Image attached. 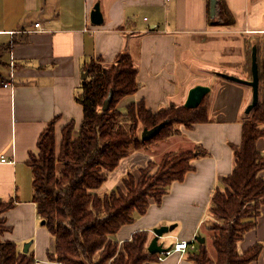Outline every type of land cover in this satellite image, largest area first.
Returning a JSON list of instances; mask_svg holds the SVG:
<instances>
[{
	"label": "crops",
	"instance_id": "0c3cea01",
	"mask_svg": "<svg viewBox=\"0 0 264 264\" xmlns=\"http://www.w3.org/2000/svg\"><path fill=\"white\" fill-rule=\"evenodd\" d=\"M96 7L100 24L91 20ZM223 9L234 17L233 24H225ZM250 41L261 45L264 57V0H218L215 17L211 0H0V201L15 203L2 215L9 230L1 239L15 242L20 251L29 242L32 251L38 242L37 264H46L41 239L48 233L34 202L30 161L39 155V139L53 121L58 147L64 126L71 121L80 126L84 112L77 97L85 67L97 59L111 66L128 54L139 88L119 103L121 109L140 102L153 112L185 106L192 88L210 87L209 120L192 128L182 125L181 134L170 138L186 145L179 152L200 147L207 154L192 160L194 169L172 184L161 204L153 202L114 239L122 244L148 231L149 246L154 228L176 225L160 243L172 247L175 240L193 241L203 230L213 194L236 167L234 148L242 143L253 89L220 74L252 80L244 70ZM258 148L264 154V137ZM142 150L122 159L99 192L123 186L131 162L146 167L155 161ZM247 238L264 243V217ZM192 254L190 249L173 252L152 264H195Z\"/></svg>",
	"mask_w": 264,
	"mask_h": 264
},
{
	"label": "trees",
	"instance_id": "16d2710c",
	"mask_svg": "<svg viewBox=\"0 0 264 264\" xmlns=\"http://www.w3.org/2000/svg\"><path fill=\"white\" fill-rule=\"evenodd\" d=\"M225 24H233L225 9ZM257 48L260 99L243 123L242 143L234 148L236 167L223 179L212 197L210 215L204 221L213 240L216 258L209 255L207 243L198 245L190 256L195 264H250L258 261L263 245L257 244L240 253L239 243L246 233L255 229L264 205V154L258 141L264 137V57L261 45L250 41L249 62L244 70L252 75V53ZM77 101L83 106V120L77 128L71 121L62 129L57 146L55 121L41 135L39 155L33 157L34 202L45 225L54 234L56 246L49 259L56 264H152L159 254L148 249V231H138L124 243L115 241L120 229L147 213L150 205L161 204L174 182H182L192 171V160L207 152L195 150L169 153L161 162L150 161L139 169V175L129 172L123 186L100 193L121 160L132 152L147 148L161 137L181 134L180 126L192 128L209 120V94L198 108L171 106L157 112L143 102L132 103L125 110L118 107L127 96L137 92L138 70L128 54L118 56L106 66L101 59L85 67ZM224 73L220 74L222 76ZM223 78V77H222ZM113 98L108 110L104 103L110 93ZM168 123L152 139L143 141L140 125L149 130ZM15 205L0 201V264H36L33 251H20L17 244L2 240L9 230L2 215Z\"/></svg>",
	"mask_w": 264,
	"mask_h": 264
},
{
	"label": "water",
	"instance_id": "95a60500",
	"mask_svg": "<svg viewBox=\"0 0 264 264\" xmlns=\"http://www.w3.org/2000/svg\"><path fill=\"white\" fill-rule=\"evenodd\" d=\"M217 3L218 0H211V16L215 17L217 13ZM91 20L95 24H100L103 22V17L101 12L99 11V8L96 7L94 11L92 12L91 15ZM258 53H257V48L255 47L253 49L252 53V80L246 81L243 79H240L237 76L229 75V74H223L222 77L224 79L230 80V81H235V82H240V83H246L249 84L252 89H253V99L251 104L248 106L246 113L250 114L251 111L255 108V106L258 104L259 99H260V94H259V69H258ZM88 76V71H86L83 75V78L86 79ZM211 91L210 87L208 86H203V85H198L194 88L191 89L187 102L185 103V107L190 108V109H195L198 108L201 103L203 102L205 96L209 94ZM113 98V92L110 93L108 99L104 103V110H108L110 108L111 102ZM168 123V121H165L158 125L157 127L149 130L145 128L142 132V140L147 141L152 139L154 136H156L161 129ZM45 220H43V224H45ZM176 225H162L158 228H155L153 230L155 236L151 243L148 246L149 251L152 254H162L164 252H167L171 249V247H165L163 243H160V240L162 238H166L167 235L175 229ZM196 240L200 243L203 244L206 242V237H203L202 235H198L196 237ZM31 243L29 242L26 244L24 252H29L30 250Z\"/></svg>",
	"mask_w": 264,
	"mask_h": 264
},
{
	"label": "rangeland",
	"instance_id": "374dc122",
	"mask_svg": "<svg viewBox=\"0 0 264 264\" xmlns=\"http://www.w3.org/2000/svg\"><path fill=\"white\" fill-rule=\"evenodd\" d=\"M5 57H7L8 58V55L7 54H5L4 55V59H5ZM2 66H4V65H2ZM88 77V76H87ZM123 110H125V109H123ZM143 126L142 125H140V127H139V129H138V131H139V133L141 134L142 132H143ZM175 136V135H174ZM173 136H170V137H168V138H160L159 140H157V141H155V142H153L150 146H149V148H147V149H143L142 151H141V153H144V154H146V155H149L152 159H155V161H157L156 163H159V162H161V160L162 159H164L165 157H166V155L167 154H169V153H173V154H177V153H180L179 151L180 150H182L183 148H186V145H184V144H181V142H179L178 140H175V139H171L170 140V138H172ZM185 152V151H184ZM133 153V152H132ZM141 167H143L142 165H140V164H134V163H130V164H128V166H127V168H126V171H124V172H126V174H128L129 172H133L132 170H139V168H141ZM122 170H123V168H122ZM118 186L116 185L115 187H113L111 190H114V189H116ZM110 190V191H111ZM208 211H209V213H207L208 214V217H209V215H210V209H208ZM207 217V218H208ZM263 218L264 217V211L261 209V212H260V215H259V218H258V224H259V219L260 218ZM258 226V225H257ZM155 229V228H154ZM45 230H46V232L48 233V236L47 237H42V239H41V241H42V247L43 248H45L46 247V249L43 251V254L44 255H46V264H55L54 262H51L50 261V259H49V253L50 254H53L54 253V250H55V246H56V239H55V236H54V234H52L51 232H50V230L47 228V226L45 225ZM254 230V229H253ZM253 230H251V231H253ZM251 231H249L250 233H251ZM248 232V233H249ZM199 233H203L204 235H202L203 237H207V247H208V252H209V255H210V257H212V258H216V256H217V253H216V250H215V248H214V244H213V240L210 238V236H209V234H208V232L206 231V230H202L201 231V228L198 230V232H197V234H196V236H195V238L199 235ZM248 233H246V235H245V238L239 243V246H238V250L240 251V252H246V250H248L249 248H252L253 246H255V245H257V243L255 242V243H251L249 240H247L248 238V235L250 234H248ZM194 238V240L193 241H195L196 242V244H197V246L199 245V242L196 240ZM51 241V242H50ZM32 242V241H31ZM177 241L175 240L173 243H172V246L176 243ZM192 242V241H191ZM34 243H35V241H34ZM26 244H28V243H25L24 245H22V250L24 251L25 250V247H26ZM260 244H262L263 245V251H262V255H261V257L258 259V261H255V262H252V263H250V264H264V243L263 242H260ZM51 245V247H50V249H49V251L47 250V247L48 246H50ZM37 247H38V242H36L35 244H33L32 245V251H36V249H37ZM35 258H36V260L38 261H40V259H38L39 258V256L37 255V257H36V252H35Z\"/></svg>",
	"mask_w": 264,
	"mask_h": 264
},
{
	"label": "built area",
	"instance_id": "2783aa9c",
	"mask_svg": "<svg viewBox=\"0 0 264 264\" xmlns=\"http://www.w3.org/2000/svg\"><path fill=\"white\" fill-rule=\"evenodd\" d=\"M35 27L39 28L40 27V23H36ZM8 86H9V84L6 83L5 87H8ZM1 161L6 162L7 158L6 157H2ZM196 247H197V244H196L195 241H192V242H186V241L177 242L171 247V249L169 251L164 252L162 254H159V261H163L166 257L171 255L173 252L186 253L189 249L195 251Z\"/></svg>",
	"mask_w": 264,
	"mask_h": 264
}]
</instances>
